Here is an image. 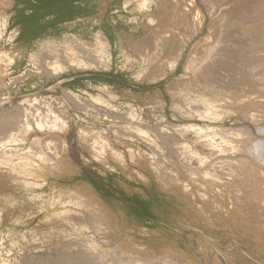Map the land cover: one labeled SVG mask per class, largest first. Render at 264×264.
Segmentation results:
<instances>
[{"label":"rangeland","instance_id":"obj_1","mask_svg":"<svg viewBox=\"0 0 264 264\" xmlns=\"http://www.w3.org/2000/svg\"><path fill=\"white\" fill-rule=\"evenodd\" d=\"M94 1L84 21L60 23L36 36L29 31L22 38L23 28L12 24L13 0H0V23L7 20L0 40V264H157L159 256L176 253L185 260L181 264H199L196 248L204 227L197 193L199 145L251 139L235 110L187 104L170 93L186 78L189 51L211 19L204 10L209 24L186 45L175 71L164 75L160 68L170 67L169 57L180 54L185 33L193 29L196 7L178 0ZM235 1L241 9L251 0ZM195 3L204 8L200 0ZM98 35L110 45L100 54L101 63L76 44L92 51ZM109 72L123 75L128 86L89 80L83 87L67 86L80 74ZM78 145L94 146L96 159ZM112 150L134 176L117 172ZM207 224L204 231L211 235L212 218Z\"/></svg>","mask_w":264,"mask_h":264},{"label":"bare ground","instance_id":"obj_2","mask_svg":"<svg viewBox=\"0 0 264 264\" xmlns=\"http://www.w3.org/2000/svg\"><path fill=\"white\" fill-rule=\"evenodd\" d=\"M232 1L235 0H200L204 7L202 8L195 3V0H178L177 2L181 6L182 3L188 2L190 3L192 9H195L194 7H196L193 17L195 22L192 26V31H189L188 33L187 29H185L188 34L185 33V39H181L184 43L181 44L182 46L180 45L181 52L175 51V53L180 52V54L176 57H172V55V58L169 57L171 62L168 64H170V67L160 68V70L162 69L164 75L175 71L174 67L178 66L181 62L186 45L190 43L191 40L194 39L198 34L203 33L204 31L205 24L207 23L206 16L204 14L205 10L211 19L210 24L207 23L209 25L205 35L201 37L195 44H193L189 51L186 63L184 64L186 78L174 83V88L170 91V93L174 98L185 101L187 104L188 102H195V104L197 102H204L215 108L220 107L227 108L229 110H235L238 114L245 118L247 126L249 127L247 129V137L251 138L250 141H203L199 145L202 158L200 157L201 160L199 163L200 175L197 193L199 194L200 192L201 199L199 206L201 208L204 226L202 227L203 230L201 231V240L199 242L198 248H196L198 249L197 253L199 264H264V140H259L256 138L264 137V128H261V125L264 124V0H257L256 2H254L255 0H251L250 2H246L244 8L239 6V8L241 7V9L243 8L244 10L236 9L237 7H235V5L237 6L238 3L234 5L232 4ZM240 1L244 2L242 0ZM235 2L238 1L236 0ZM165 4L167 7L169 3ZM167 8L169 9L170 7L168 6ZM181 10L184 9L182 8ZM162 12L165 13L164 10ZM167 12L169 13V11ZM191 13L192 12L189 11V14L186 15H192ZM169 14H171V11ZM180 14L182 17V13ZM185 16H183L184 18L182 19L185 21V25L187 26V21H189V19L187 16ZM163 21L167 22L168 20L165 21L163 19ZM6 22L7 20H4L3 24L0 23V40L5 33L7 26ZM174 23L175 22H173L172 25H174ZM177 23L178 24H175L174 26L180 25L182 21L181 23L177 21ZM164 24L166 25V23ZM186 26L183 25L184 28ZM177 27L178 26H176V28ZM178 36H176V38ZM162 39H165V37H162ZM153 40L155 41L154 38ZM181 40L179 41L180 43ZM173 41L175 40H171V44ZM153 43L156 44V42ZM165 43L167 48V44L170 43ZM76 44L79 51H88L87 53H89V55L86 54L87 58L91 56L92 58L98 60V63L103 61L99 58L100 54L104 53L106 48L110 46L108 40L103 35H98L97 40L92 46V51L89 48L83 46V44L80 42ZM161 47L163 48V46ZM170 47L173 48L171 45ZM170 47L168 54L166 53L168 56L170 53ZM156 48H158V45ZM166 48H163V50ZM171 51H173V49H171ZM154 55H156V53ZM157 55H159V53H157ZM161 56L162 52L160 53L159 57ZM163 59L165 60V58L161 57L160 60ZM152 61L150 63L154 62ZM156 62H158L156 64L162 65L161 62L159 63V60ZM159 67L162 66L159 65ZM55 92L58 94L57 91ZM65 93L70 95V97L71 94H73L71 91L67 90ZM189 104L191 105L192 103ZM207 111H209V109ZM253 126H255V128ZM1 130L4 131L2 126H0V131ZM2 131L1 133H3ZM145 134L146 133H144V135ZM193 141H190V143H193ZM172 144H174V142ZM28 149L26 150L28 151ZM116 153V151H112L113 155H117ZM46 156L48 155L46 154ZM119 157L120 156L117 158L119 159ZM2 162L3 161H1V163ZM32 162L36 163L35 161ZM196 179L198 178L196 177ZM189 181L192 182L194 180L192 179L191 181L190 179ZM61 196L62 195H60V197ZM259 206H261L262 209L259 208ZM208 218H212L213 220L214 231L211 235L206 234L204 231V229L207 228L206 225H208ZM194 254H196V252ZM180 255L181 254L177 255L176 253L175 256H159L160 258L156 255L160 259L157 264H181L185 262V260L182 258L183 256ZM154 256L152 260L154 259ZM137 262L139 261L133 263L138 264ZM122 263L121 261L117 262V264Z\"/></svg>","mask_w":264,"mask_h":264},{"label":"trees","instance_id":"obj_3","mask_svg":"<svg viewBox=\"0 0 264 264\" xmlns=\"http://www.w3.org/2000/svg\"><path fill=\"white\" fill-rule=\"evenodd\" d=\"M25 9L32 11L27 17L18 20V24L23 28L22 38L28 35L29 31L34 35L44 33L49 27L75 19L82 13L79 6L80 0H24ZM32 1V4L31 2ZM32 29H34L32 31ZM179 70V69H178ZM105 82L109 84H119L128 86L124 76L121 74L109 73H86L78 75L73 81L67 83L70 89L76 86L83 87V82ZM149 88V87H143ZM151 88V87H150ZM90 180H92L90 178ZM141 210L144 211L140 205Z\"/></svg>","mask_w":264,"mask_h":264},{"label":"crops","instance_id":"obj_4","mask_svg":"<svg viewBox=\"0 0 264 264\" xmlns=\"http://www.w3.org/2000/svg\"><path fill=\"white\" fill-rule=\"evenodd\" d=\"M31 4H32V1H30ZM96 3V1L93 2V0H80L79 1V6L82 10V13L77 16L75 19H73L71 22L72 23H78V22H82L84 21L86 18L85 16L90 12V10L93 8V5ZM25 1L24 0H13V6L12 8L15 9L14 10V15H12L14 17V21H12V24H15L17 23L18 27L21 28V25L18 24V20L21 19V18H24V17H27L28 15H30L32 13L31 10L29 9H25ZM19 15V16H18ZM85 147L82 146V150L80 148V146L78 145V149L81 150L83 152V150H86L88 151L87 152H83L82 154H88L89 158L93 159V156H96V154L98 153V150H96V148H94V146L90 145H84ZM114 152V150H112ZM111 152V151H110ZM112 153V152H111ZM117 154V153H116ZM119 155L117 154L116 157H118ZM118 161V164L116 163V168H118V171L117 172H121L123 174H131L134 176V172H131L128 168H127V164L125 165L122 160L121 157H119V159L117 160ZM110 179H113V176L110 175L109 176Z\"/></svg>","mask_w":264,"mask_h":264}]
</instances>
